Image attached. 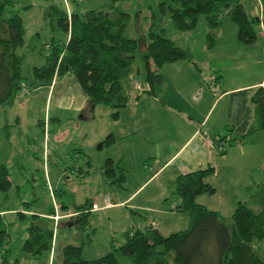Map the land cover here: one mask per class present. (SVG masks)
<instances>
[{"label":"trees","instance_id":"1","mask_svg":"<svg viewBox=\"0 0 264 264\" xmlns=\"http://www.w3.org/2000/svg\"><path fill=\"white\" fill-rule=\"evenodd\" d=\"M16 1L0 0V104L3 105L15 104L24 93V57L18 49L25 43L26 27L21 14L11 8ZM259 1L261 13L250 15L241 0H163L158 10L152 12L149 38L126 35L130 20L127 12L112 14L103 8H95L80 14L55 5V25L62 26L69 38L65 42L45 43L40 50L45 64L34 67L33 84L51 85L55 77L73 72L88 95L90 105H106L113 110V117L118 118L121 109L128 104L124 81L132 73L138 50L143 52L145 59L143 93L155 92L163 79L160 70L164 64L192 58L190 50L175 44L156 29L158 20L164 15L169 14L176 28L186 32L198 30L204 18L210 28L207 43L212 46L216 36L214 30L222 24L223 10L227 9L238 26V39L252 44L258 39L257 26L264 25V0ZM254 101L258 116L264 120L262 89L256 93ZM256 129L251 127L249 132ZM115 140L114 134L110 133L103 143L111 145ZM214 141L218 148L237 142L228 134ZM214 173V167L210 166L177 177L174 193L179 205L172 208L189 215L190 223L186 229L169 235L153 226L128 230L122 244L95 259L82 257L87 242L83 238L80 243H66L60 247L59 264H121V255L130 256L131 264H264V256L257 247L264 240V187L252 194L253 205L240 201L233 214L225 217L196 200L200 194L216 191L207 180ZM104 174L119 185L126 181L125 170L120 166L116 168L112 158L107 159ZM11 187L9 169L5 163H0V190L8 192ZM93 204L79 206L74 224L84 228L89 223ZM62 207L66 208L65 205ZM55 213V210L51 212ZM45 220V217L33 214V221L27 227L28 235L22 249L32 258L44 253L50 255L53 251L55 231L45 224ZM11 243L0 213V264H21L18 259L11 258ZM54 258L52 264H55Z\"/></svg>","mask_w":264,"mask_h":264},{"label":"rangeland","instance_id":"2","mask_svg":"<svg viewBox=\"0 0 264 264\" xmlns=\"http://www.w3.org/2000/svg\"><path fill=\"white\" fill-rule=\"evenodd\" d=\"M161 1L163 0H17L11 7L13 11L21 14L26 27L25 43L18 52L24 57L23 83L27 93H23L13 105L0 104V163L7 165L12 181V187L8 192L0 190V213L3 212L2 215L12 239L11 258L18 259L21 264H49V253L32 258L22 249L23 241L27 237V227L33 221V214L50 213L54 210L56 212V209L61 212L63 204L70 211H75L85 203H98L100 208L90 213L89 223L84 228L76 223L70 225L68 219H63V224H58L54 221V214L45 218V224L55 230L57 235L55 239L57 238L59 243L69 240L77 244L84 238L88 243L86 242L83 247L82 257L95 259L109 253L118 242L123 241L122 227L127 224L130 225L129 227H138L136 224L138 225L141 216L133 213L131 205L142 200L144 195L151 194L160 198L162 191H171L168 200L164 202H168L167 207L174 204L176 195L171 189L175 191L176 184H170L169 173H165L155 180L153 178L145 191L134 197L135 199L128 206L112 208L102 206L105 205L106 196H109L111 201L128 197L137 179L143 176L139 164L140 158L136 152L146 138H149L148 132L144 131L141 136L130 140L119 138L122 122L133 116L134 110H136L135 113L139 110L133 105L130 96L135 95L136 91L132 87L133 76L141 84L146 81L145 59L142 51L138 50L136 54L132 76L129 75L124 81L129 97V113L127 117L124 116L120 120L113 119V110L101 104L97 105L94 111L87 110L85 119H81V113L66 111L62 116L63 121L59 123L54 118L53 108L50 118H45L43 114L45 96L41 95L42 93L45 95L47 89H38V85L33 84L35 78L33 69L41 65L40 59L43 61L45 58L40 52L45 43H52L53 36L59 37L54 40L57 42H65L67 39V32L62 29V26L55 25L57 14L53 6L58 5L70 12L75 10L80 14L95 8H103L112 14L116 11L127 12L130 20L126 35L133 38L140 36L149 38L151 15L153 11L158 10ZM241 1L250 15L261 13L259 0ZM228 12L227 9L223 10L221 29H217L220 40L231 37L238 39V26L231 20ZM162 18L158 20L156 29L171 38L175 44L190 49L195 56L209 54V51L205 53L203 44L208 30L204 18L199 29L193 32L177 29L169 14ZM257 31L259 37L263 32L262 26H257ZM37 34L41 37L37 38ZM263 42L264 38L259 43L262 46L259 47L258 52L259 64H262L261 59L264 60ZM237 44L249 49L254 48L243 45L240 41ZM239 46L222 43L215 51L216 54L212 55H223L222 52L226 51L224 49H228L229 53L226 52V54L235 57L241 55L243 61L254 63L251 58L254 59L255 52L241 50ZM138 68L141 73H137ZM228 70L230 74L233 69ZM218 74L215 73V77ZM143 102L144 105L147 104L146 101ZM110 130L115 131L117 143L104 144L105 138L110 133L107 131ZM79 148H82L83 152H80L78 157L76 152L80 151ZM108 158L114 159L116 168L119 167L118 163L124 168L127 161H130L131 172H125L128 180L123 185L112 182L104 174V165ZM146 170L148 175L152 174L148 168ZM140 212L150 219L146 212L139 210ZM142 220L144 224H140L139 227L144 229L150 222L145 221L144 218ZM182 227L186 226H178L177 231L184 230L188 226ZM170 233L172 232H163L164 235ZM57 251L61 258L60 250ZM120 261L121 264H131V257L121 255ZM59 263L58 260L55 262V264Z\"/></svg>","mask_w":264,"mask_h":264},{"label":"crops","instance_id":"3","mask_svg":"<svg viewBox=\"0 0 264 264\" xmlns=\"http://www.w3.org/2000/svg\"><path fill=\"white\" fill-rule=\"evenodd\" d=\"M217 29H221V25L214 30L216 36L212 46L207 43L209 27L203 40L204 51L205 53L209 51L208 55L195 56L188 49L192 53L190 60L172 61L162 66L160 71L163 79L156 86L154 93L136 90L135 95L130 96L133 105L139 110L137 113L134 110L132 112L134 115L122 122L119 138L130 140L141 136L144 131L148 132L149 138H146L136 152L140 158L139 164L143 176L137 179L128 197H122L118 201H111L109 197L110 204L106 208L128 206L135 199L134 197L145 191L153 178L155 180L165 173H169L170 184H176L180 174L210 166L214 167L215 173L207 180L216 191L212 194L198 195L196 198L198 203L218 211L225 217L233 214L240 201L253 205L252 194L260 187H264V120L258 116L259 110L254 101L256 93L260 89L264 91V60L261 59L262 64H259L258 60L259 47H262L259 43L264 38V28L262 27L263 32L254 43H243L248 47H254L252 48L254 50L239 46L237 43L240 40L235 37L220 40ZM36 37L41 36L37 34ZM66 37L67 41L68 33ZM57 39L59 37L53 36V42ZM222 43L235 44L241 50L254 51L255 57L251 58L254 63L243 61L241 55L235 57L226 54V52L229 53L228 49H224L226 51L222 52L223 55H212L216 54L215 51ZM39 63L45 64V59L43 58V61L40 59ZM228 69H233L230 74ZM137 73H141L139 68ZM215 73H219L218 76L215 77ZM130 75L132 76V73ZM132 80H134L132 87L135 90L134 84L138 81L134 76ZM145 83L142 85L145 86ZM37 85L38 89H47V93L41 95L45 96L43 112L45 118H50L53 108L54 118L59 123L63 121L62 116L66 111L81 113V119H85L87 110L94 111L96 108L90 105L88 95L73 72L55 77L51 85ZM143 101L147 104L144 105ZM128 105L129 97L128 104L121 109L119 117H113V119L120 120L124 116L127 117ZM262 114L264 115V109ZM254 126L257 129L250 133L251 127ZM107 132L115 133L114 130ZM223 134H228L237 142L227 144L224 149H220L216 144L206 141V137L214 140L219 139ZM114 136L117 143V136L115 134ZM79 149L83 152L82 148ZM79 154H77L78 157ZM118 166H120L119 163ZM147 168L152 171V174L148 175ZM123 169L126 173L131 172L130 161H127ZM171 190L174 193V189ZM170 192L162 191L160 198L147 194L142 200L132 204L133 213L141 216L138 225L136 224L138 227H129L130 225L127 224L122 227L121 232L142 229L139 226L144 224L143 218L150 222L147 226L156 227L161 233L175 232L181 225L189 226V215L172 208L179 205L177 197L173 205L166 206L168 202L165 203L164 200H168ZM139 210L146 212L150 219L139 213ZM59 213L61 217L58 221L54 219L56 223L63 224L62 220L68 219L70 225H73L78 211H70L68 207H62ZM36 214L45 218L51 216V212ZM123 242L124 239L116 246ZM66 243L71 242L65 240L59 243L57 238L54 240L49 264H52L53 257L55 262L57 260L61 262L57 250ZM257 247L264 256V240Z\"/></svg>","mask_w":264,"mask_h":264},{"label":"built area","instance_id":"4","mask_svg":"<svg viewBox=\"0 0 264 264\" xmlns=\"http://www.w3.org/2000/svg\"><path fill=\"white\" fill-rule=\"evenodd\" d=\"M262 27L264 28V25H262ZM134 88L136 89V90H144V88H145V86H143L141 83H139V82H136L135 84H134ZM24 93H27V89H24ZM206 141L207 142H209V143H211V144H214L215 145V142H214V140L213 139H210L209 137H206ZM220 149H224V147L223 146H220ZM110 204V200H109V196H107L106 197V202H105V207L106 206H108ZM100 208V206L97 204V203H94L93 204V210H96V209H99ZM54 219L56 220V221H58L59 220V218L61 217L59 214H58V210L56 209V213L54 214ZM52 253H53V251H52Z\"/></svg>","mask_w":264,"mask_h":264},{"label":"water","instance_id":"5","mask_svg":"<svg viewBox=\"0 0 264 264\" xmlns=\"http://www.w3.org/2000/svg\"><path fill=\"white\" fill-rule=\"evenodd\" d=\"M101 147H102V145H101Z\"/></svg>","mask_w":264,"mask_h":264}]
</instances>
